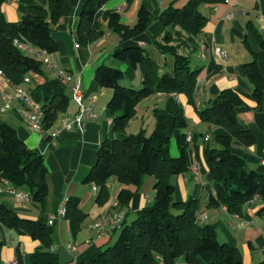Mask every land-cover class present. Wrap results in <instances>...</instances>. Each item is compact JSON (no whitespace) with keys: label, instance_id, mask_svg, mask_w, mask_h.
<instances>
[{"label":"trees","instance_id":"trees-1","mask_svg":"<svg viewBox=\"0 0 264 264\" xmlns=\"http://www.w3.org/2000/svg\"><path fill=\"white\" fill-rule=\"evenodd\" d=\"M0 0V69L12 84H21L26 75L41 74L43 61L14 45V39L46 49L49 53L58 50V43L52 36L53 25L64 14L66 0H47L49 17L24 15L20 20L8 21ZM83 7L74 34L80 45H87L104 34L93 27L95 17L108 0H82ZM227 0H188L182 7L171 4L164 9L159 20L167 28L159 43L161 51L173 56L172 71L161 72L159 64L142 46L118 48L113 56L132 67H139L142 87L121 84L122 70L105 64L95 71L99 85L109 87L113 93L108 108L113 114L116 131L126 130L136 114L137 104L159 89L172 93H184L189 102L196 105L195 91L199 70L191 66V55L196 38L203 32L208 15L200 10L202 4L217 6ZM153 15L142 4L138 10L137 22L126 25L121 14L110 12L108 27L119 32L124 40L147 31ZM249 28L258 35L264 46V38L249 23ZM174 33L178 34L177 39ZM242 69L253 85V97L258 105L264 102V75L258 59L242 64ZM34 100L41 104L43 125L51 129L60 112L68 109L71 95L60 80H48L31 91ZM248 105L233 89L221 91L209 104L199 109L202 121L227 128L229 135H216L215 145H209L206 157L213 174L216 192L209 205H225L231 213L242 214L243 207L256 196L264 199V173L249 169L243 157L233 152V142L245 146L255 142L251 129L240 121L238 110ZM156 125L148 133L142 128L123 138H106L98 149L97 161L85 178L86 182L98 186L97 201L100 204L110 198L109 180L115 177L122 184L118 194L119 206L127 205L134 190L140 189L145 176H154V204L137 212L131 221H125L112 244L102 248L97 256L80 260L77 264H176L180 258L187 263L199 264H244L241 251L217 238L210 224H202L198 218V199L177 201L174 199L176 186L173 176L189 168L186 154V134L178 136L179 156L170 152V136L166 123V111H155ZM175 126L185 129L188 120L182 109L174 114ZM13 188L27 187L31 200L44 204L49 194L48 168L43 154L30 148L17 134L16 129L0 118V184L4 181ZM259 214L264 215V206ZM87 214L80 207V199H67L66 217L70 220L73 233L82 226ZM0 221L7 227L30 235L41 244L31 253L29 264H60L57 253L52 250V228L44 219L23 217L0 203ZM258 264H264L261 261Z\"/></svg>","mask_w":264,"mask_h":264},{"label":"crops","instance_id":"crops-1","mask_svg":"<svg viewBox=\"0 0 264 264\" xmlns=\"http://www.w3.org/2000/svg\"><path fill=\"white\" fill-rule=\"evenodd\" d=\"M188 0H108L97 13L93 27L104 34L87 45H80L74 34L83 7L82 0H66L64 14L60 21L53 25L52 36L58 43V50L49 56L53 66L44 64L41 74H31V83L26 88H36L48 80L57 79L58 71L64 69L73 74L80 82L85 102L93 101L95 117L87 120L80 129L73 126L63 129L58 138L48 136L31 129L22 115L27 105L14 96L11 81L0 74V118L12 125L18 136L32 149L39 150L48 168L49 194L44 204L33 200L25 201L16 193L30 194L27 187L11 188L4 181L0 184V203L23 217L44 219L56 215L62 199L72 196L80 199V207L87 214L81 228L73 233L67 217L55 219L52 228V250L57 253L60 264H77L97 256L98 252L108 244H112L113 235L99 236L87 228V224L113 209L117 202V194L122 184L115 177L109 180L110 198L100 204L98 192L93 191V183L85 181L91 167L97 161L98 149L106 138H123L144 128L153 130L156 125L155 111H166V123L170 136V152L173 156L180 154L178 136L180 133H191L186 140V154L189 168L173 176L176 186L174 199L187 201L198 199V218L202 224H210L221 242L237 247L243 256L244 264H258L264 261V215L259 214L264 206V199L256 196L243 207L242 214L231 213L225 205H209L215 197L213 174L206 157L207 147L215 145L216 135H229L227 128L217 127L201 120L199 109L205 108L209 101L225 89L237 91L248 107L238 110V117L246 124L255 136L254 144L245 146L239 141L233 142V152L243 157L249 169L264 173V102L258 105L253 97V85L246 77L242 64L258 59L264 75V46L258 35L250 28L249 23L264 38V0H227L217 6L202 4L200 10L208 15L203 32L196 38V45L191 55V66L199 70L195 91L196 105L189 102L186 94L174 95L172 92L159 89L141 100L136 106V114L123 132L116 131L113 126V114L107 104L112 96V89L103 87L95 79V71L99 65L105 64L122 70L124 85L142 84L143 76L139 67L113 56L118 48L142 46L150 55L160 56L161 68L169 67V54L161 51L159 43L167 28L159 20L161 12L171 4L182 7ZM146 5L153 19L146 32L124 40L119 32L108 27L110 12L121 14V22L133 26L138 19L140 6ZM47 0H7L2 5L8 21H18L24 15H42L49 17L46 10ZM231 14V16H230ZM205 47L204 53L201 52ZM217 51L225 52L224 57L217 56ZM163 64L168 65L164 67ZM77 102L71 97L69 107L60 112L54 128L61 127L70 114L78 110ZM182 109L188 120L185 129L175 126V112ZM69 110V112H68ZM151 121L147 127V119ZM140 121L137 131H130L134 121ZM151 124V125H150ZM151 126V129H149ZM150 131V132H151ZM154 176H145L140 189L134 190L131 201L119 206L126 213V220H133L137 212L154 204ZM130 220V221H131ZM41 244L39 240L24 234L15 228L7 227L0 221V264H29L31 253ZM163 264V263H161ZM176 264L187 263L180 258ZM199 264H207L203 260Z\"/></svg>","mask_w":264,"mask_h":264},{"label":"built area","instance_id":"built-area-1","mask_svg":"<svg viewBox=\"0 0 264 264\" xmlns=\"http://www.w3.org/2000/svg\"><path fill=\"white\" fill-rule=\"evenodd\" d=\"M16 2L17 0H12ZM231 16V14H230ZM14 45L17 46L22 51L35 56L43 61L47 65L53 66V62L49 56V52L46 49L36 47L34 45L27 44L18 38L14 39ZM204 48L201 49V52L204 53ZM217 56L224 57L225 52L217 51ZM0 74L4 75L3 70L0 69ZM58 79L60 82L66 86L70 92L71 97L77 102L78 110L70 114L63 122V125L54 129H47L43 125L44 113L41 107V104L33 99L31 91L34 88L28 90L26 85L31 83V75H26L21 84H13L14 86V96L19 100L23 101L27 107L22 111V115L29 123L31 129L41 132L48 133V136L52 138H58L61 136L63 129H70L73 126H77L82 129L85 126L87 120L93 119L95 117L93 111V101L88 103L85 102V96L78 80H75L73 74L67 72L64 69L58 71ZM176 95V93H173ZM69 112V110H68ZM71 112V111H70ZM69 112V113H70ZM191 133L188 132L186 140L191 139ZM264 163V160L262 161ZM6 184H9L8 181L4 180ZM10 185V184H9ZM93 191L98 192V186L93 183ZM12 188V186L10 185ZM19 198L25 201H30V194H25L22 192L16 193ZM67 214V199H62L56 215H51L48 219L49 224H53L55 219L66 217ZM126 221V213L119 208L118 202L113 206V209L105 214L98 216L97 218L91 220L87 224V228L96 232L99 236H109L114 235L119 232L124 226Z\"/></svg>","mask_w":264,"mask_h":264},{"label":"rangeland","instance_id":"rangeland-1","mask_svg":"<svg viewBox=\"0 0 264 264\" xmlns=\"http://www.w3.org/2000/svg\"><path fill=\"white\" fill-rule=\"evenodd\" d=\"M177 36H178V34H176V33H174V37L177 39ZM202 48H204V50H205V47L204 46H202ZM149 52H150V50H149ZM168 53H166V55H167ZM152 55V54H151ZM159 63H161L160 61V56H155V55H152ZM169 57V67H167L168 65H166V64H163L164 65V67H167L166 69H162L161 68V72H164V71H172V69H173V56H168ZM124 82H126V83H130L127 79L125 80V81H122L121 82V84H123ZM127 85V84H126ZM129 85H131L132 87H134V88H141L142 87V84H129ZM147 119V118H146ZM139 122L140 121H138V120H136V121H134V123H133V125H131V127H130V131H137L136 129V127H137V125L139 124ZM146 124H145V127H147V124L149 125V123H151V121H149L148 119L146 120V122H145ZM151 125V124H150ZM149 129H151V126H150V128ZM150 131L151 130H148V133H150ZM133 133H136V132H133ZM180 155V154H179ZM178 155V156H179ZM117 182H119V181H117ZM120 183V182H119ZM136 217V216H135ZM132 218L130 217L129 218V221L131 220ZM117 236H118V232L117 233H115L114 235H113V241H115L116 240V238H117ZM113 243V242H112Z\"/></svg>","mask_w":264,"mask_h":264}]
</instances>
